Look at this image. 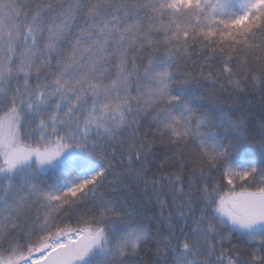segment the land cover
I'll list each match as a JSON object with an SVG mask.
<instances>
[{"label": "snow or ice", "instance_id": "obj_1", "mask_svg": "<svg viewBox=\"0 0 264 264\" xmlns=\"http://www.w3.org/2000/svg\"><path fill=\"white\" fill-rule=\"evenodd\" d=\"M209 84L264 103V0H0V264H264V119Z\"/></svg>", "mask_w": 264, "mask_h": 264}, {"label": "trees", "instance_id": "obj_2", "mask_svg": "<svg viewBox=\"0 0 264 264\" xmlns=\"http://www.w3.org/2000/svg\"><path fill=\"white\" fill-rule=\"evenodd\" d=\"M201 91L203 96L198 97L196 103L205 109H214L221 105L225 108H231L236 116L243 114L249 120L250 125L257 128L261 120L264 119V103L261 102L259 96H244L239 99L234 97L231 100H226L222 98L227 97L229 93L224 92L213 95L212 93L216 90L212 88L211 84L206 89H201Z\"/></svg>", "mask_w": 264, "mask_h": 264}]
</instances>
